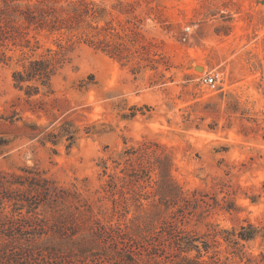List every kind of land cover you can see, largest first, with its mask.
<instances>
[{
    "label": "rangeland",
    "instance_id": "obj_1",
    "mask_svg": "<svg viewBox=\"0 0 264 264\" xmlns=\"http://www.w3.org/2000/svg\"><path fill=\"white\" fill-rule=\"evenodd\" d=\"M69 1L78 0L60 2ZM86 1L93 7L89 27L32 26L23 28L31 47L13 35L0 42V178L38 168L70 190L64 205L76 194L95 212L106 192L102 202L118 201L123 210L112 222L124 230L104 234L96 245L111 255L118 250L146 264H173L181 258L176 237L189 234L210 242L201 261L218 250L226 264L263 263L264 0ZM70 36L77 41L50 87L33 81L41 89L30 95L16 86L15 71L50 56ZM217 72L215 87L203 81ZM158 159L179 186L177 198L158 193ZM141 160L148 173L136 180L129 174ZM3 206L10 212L8 200ZM155 209L159 219L141 218L140 230L131 223ZM92 221L78 234H92ZM10 223L18 232L28 221ZM248 224L261 229L255 239L227 241ZM3 231L0 264L42 257L36 251L24 258L21 242H8ZM113 256L108 262L96 251L91 264L122 261Z\"/></svg>",
    "mask_w": 264,
    "mask_h": 264
},
{
    "label": "trees",
    "instance_id": "obj_2",
    "mask_svg": "<svg viewBox=\"0 0 264 264\" xmlns=\"http://www.w3.org/2000/svg\"><path fill=\"white\" fill-rule=\"evenodd\" d=\"M19 1L0 0L1 43L8 35H13L14 38L24 39L25 45L31 47V40L23 28L28 29L32 26L35 29H47L51 32L73 31L80 27L90 26L88 18L93 7L86 0L69 1L67 4H62L61 0H37L35 3H27L24 6ZM20 19L25 21L21 23ZM84 34L87 35L86 31ZM88 39L90 40V38H85L86 41ZM76 41L73 36H70L65 42H59L58 48L49 49L50 56L31 60L24 70L15 71L16 86L20 89H27V93L30 95L38 93L41 89L40 85L32 84L33 81H39L43 86L50 87L52 77L68 61V54L72 51ZM139 159L143 160L142 157ZM142 160L139 162V168H133L129 174L136 180L142 179L148 173V167ZM103 163L106 168V161ZM157 167L160 169V178L157 180L158 193L164 197V200L177 198L179 186L170 176L168 167L161 159H158ZM23 170L27 174H12L14 176L12 178L4 176L0 178V228L4 230L2 236L8 242L13 240L21 242L20 250L24 254V258L36 257V251L41 252L42 257L34 258L31 264H61L57 262L59 259L67 260L63 264H91V258L96 251L108 262H111V258L115 259L113 255L117 254L122 259L117 264H146L135 255L132 257L128 254L122 255L118 250L111 255L107 250L96 246L104 234L114 236V233L124 230L121 222H112L115 216L123 214V210L118 208V201H115L116 203L112 207L106 206L102 202L108 197L105 192L98 198L100 203L96 205L98 211L95 212L94 206L73 194L74 200H71V204L64 205L69 201L70 190L57 185L54 179L43 177L38 168H23ZM5 200H8L12 207L10 212H4ZM100 214L106 216L107 222L98 216ZM160 217L162 215L155 209L136 215L131 223L140 230L141 218L142 221L152 222ZM14 219L28 221V224L21 226V230L15 232L16 228L10 223ZM91 220H93L92 227L95 229L92 234H78L81 226ZM127 224L129 223L125 225ZM259 233H261L260 228L248 224L241 226L238 232H232L233 237L226 239L232 242L233 246H238L242 240H253ZM200 239L189 234L177 236L175 247L181 252V258L176 259L173 264L227 263L228 258L222 260L218 250L211 256V261H201L203 252H209L211 246L209 241ZM198 241L202 242L203 249L197 243ZM193 250H197L196 256H188L187 253ZM39 260L40 262H36ZM253 261L250 258L246 264H264L263 260V263Z\"/></svg>",
    "mask_w": 264,
    "mask_h": 264
},
{
    "label": "built area",
    "instance_id": "obj_3",
    "mask_svg": "<svg viewBox=\"0 0 264 264\" xmlns=\"http://www.w3.org/2000/svg\"><path fill=\"white\" fill-rule=\"evenodd\" d=\"M221 80V75L219 72L217 73H210V74H206L204 77H203V81L212 86V87H215Z\"/></svg>",
    "mask_w": 264,
    "mask_h": 264
},
{
    "label": "water",
    "instance_id": "obj_4",
    "mask_svg": "<svg viewBox=\"0 0 264 264\" xmlns=\"http://www.w3.org/2000/svg\"><path fill=\"white\" fill-rule=\"evenodd\" d=\"M196 67H198V68H199V65H197ZM187 68H190V66H188Z\"/></svg>",
    "mask_w": 264,
    "mask_h": 264
}]
</instances>
